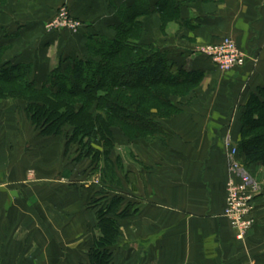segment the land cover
Listing matches in <instances>:
<instances>
[{"label": "crops", "instance_id": "obj_1", "mask_svg": "<svg viewBox=\"0 0 264 264\" xmlns=\"http://www.w3.org/2000/svg\"><path fill=\"white\" fill-rule=\"evenodd\" d=\"M24 1L32 9L14 7L20 15L10 14L11 8L0 10V43L10 52L5 61L29 65L37 86L62 60L81 58L86 51L84 31H44L51 10L66 5L88 30L95 29L91 34L105 36L116 23L115 8L135 2ZM145 1L153 8L158 0ZM181 21L176 41L157 35L144 42L158 45L176 65L201 71L204 89L182 107L180 116L161 123V140L131 143L128 162L121 158L127 185L122 175L120 186L104 185L134 210L118 219L119 238L110 248V264H264L261 167L254 171L259 186L254 224L243 240L236 239L223 217L228 172L223 141L229 132L238 138L236 109L264 84V0L184 2ZM158 22L156 13L145 16L146 33L157 30ZM226 36L237 43L246 63L221 73L194 46ZM5 104H0V264H90L89 253L99 236L90 199L105 196H96L101 189L96 181H84L95 177L90 162L80 170L83 176L73 180L76 163L72 158L64 162L69 153L64 137L40 136L23 113L15 114L14 106ZM30 172L34 181L27 179Z\"/></svg>", "mask_w": 264, "mask_h": 264}, {"label": "trees", "instance_id": "obj_2", "mask_svg": "<svg viewBox=\"0 0 264 264\" xmlns=\"http://www.w3.org/2000/svg\"><path fill=\"white\" fill-rule=\"evenodd\" d=\"M189 1L194 0H158L152 8L145 0H135L132 6L116 7L117 20L111 25L115 36L84 35L86 54L62 60L39 86L30 79L29 65L2 60L7 48L0 43V84L14 86L27 95L0 87V100L23 103L31 126L40 136L64 137L66 151L70 145L75 146V159H88L94 171L101 158L104 167H109L101 169V184H106L107 179L114 182L109 159L113 127L119 124L122 133L127 135L129 131L134 137L145 139L161 133L159 120L182 112L181 104L172 97L188 95L204 78L201 71L176 65L164 50L143 41L145 16L156 13L161 21L183 24L181 10L183 3ZM121 90H141L144 97L127 101ZM122 102L132 104L125 106ZM152 102L172 114L151 116L148 104ZM241 109L237 158L246 169L250 165L264 167V145L259 144V140L264 142V84L249 94ZM258 129L263 130L254 135ZM106 197L90 203L96 216L94 228L99 233L89 253L90 264L111 263L110 248L119 238L118 219L134 213L122 197L114 196L109 201Z\"/></svg>", "mask_w": 264, "mask_h": 264}, {"label": "rangeland", "instance_id": "obj_3", "mask_svg": "<svg viewBox=\"0 0 264 264\" xmlns=\"http://www.w3.org/2000/svg\"><path fill=\"white\" fill-rule=\"evenodd\" d=\"M28 2H30V1H24V0H0V10L1 9H4V8H11L10 9V11L11 12H9L10 14H13V15H20V14H18L17 12H15V11H13V8L14 7H17V8H19V10H23V9H25V8H28L29 10L30 9H32V7L31 6H29V4H27ZM61 10H64L65 12H66V19H63L62 20V22L61 21H57V18H58V15L60 14V11ZM22 12H24V10L22 11ZM39 13V12H38ZM28 14V15H27ZM26 16H28V17H32V13H25V17ZM71 22L72 23V25H75L76 26V30L75 31H72V30H70L69 29V27L67 26V25H65V22ZM158 24H159V27H158V29L156 30V29H154L153 31H150V34H147L146 33V29H145V27H144V24H143V27H144V36H143V41L144 40H148V41H151V40H153L154 38H155V36H157V35H164V36H168L167 37V41H176V35L177 34H179L180 33V29H178L177 28V26H176V24H178L176 21H172V20H165V21H161L160 19H159V22H158ZM61 25H64V26H61ZM43 29H44V31H46L47 33H62V32H64V33H68V34H70V35H76V34H78L80 31H84L85 32V34H88V35H93V34H91V31L93 30H95V29H92V28H90L89 30H88V27L87 26H85V23L83 22V21H81L80 19H78V18H76V17H74L73 15H72V13L69 11V9L67 8V6L66 5H59V6H57L56 8H54L53 10H51V12L50 13H48L47 15H46V18H45V24H44V26H43ZM170 29V32L172 31L174 34H172V32H171V34H170V32L168 31ZM180 30V31H179ZM153 32V33H152ZM169 32V33H168ZM152 33V34H151ZM148 35V36H147ZM107 36H109V37H114L115 36V31L114 30H112L111 31V33L108 35L107 34ZM175 36V37H174ZM223 38H230V37H223ZM223 38H221V39H223ZM220 39V40H221ZM230 39H232V38H230ZM220 40H218V41H216V42H214V43H204V44H197V45H195L194 46V48H196V50H195V52L196 53H198L199 55H201V56H203V57H205L204 55H202V53H200L198 50L199 49H205V48H208V47H210V46H213V45H216ZM233 40V39H232ZM234 41V40H233ZM165 42V41H164ZM235 42V41H234ZM236 43V42H235ZM154 44V43H153ZM237 44V43H236ZM180 45H181V43H180ZM190 45H192V44H190ZM156 47H158V45H155ZM159 48V47H158ZM85 54H86V51H85ZM10 55V52H8V50L6 49L5 51H4V54H3V57H2V60H6V58H7V56H9ZM245 63H246V60H245ZM245 65V64H244ZM243 65V66H244ZM242 66V67H243ZM241 67V68H242ZM240 69V68H239ZM218 70V69H217ZM219 72H221V73H227V72H224V71H220V70H218ZM204 79L200 82V84L192 91V92H190L188 95H187V93H185V94H182L181 95V93L179 94L180 95V97L179 98H177V97H172L173 98V101L174 102H177V101H179V103L181 104V106L182 107H184L185 105H188V102H190V101H192V99H194V98H196L199 94H202V91H203V89H204ZM216 82V81H215ZM0 87L1 88H4L5 90H17L16 88H14V86H4V85H2V84H0ZM160 89H162V91L164 90V91H167V89H165V88H160ZM19 93H21V91H19V90H17ZM124 93H125V95H124ZM23 96L24 95H26V94H24V93H21ZM120 94H122V96L123 97H125L126 98V100L127 101H135V100H137V97H139L140 95L142 96V97H144V92L143 91H141V90H135V91H132V92H128L127 93V91H125V90H121L120 91ZM177 94V93H176ZM178 95V94H177ZM187 95V96H186ZM27 96V95H26ZM26 96H24V97H26ZM249 96V95H248ZM247 96V97H248ZM2 103H6L5 105H3V107H11L9 104H11L12 106H14V110L16 111L15 112V114H24L25 115V117L27 118V120H29L28 119V116H27V114L25 113V111H24V105H23V103H21V102H19V101H12V100H7V99H3V100H0V104H2ZM121 104H124L125 106H130L131 104H128V105H126V103L125 102H122ZM148 106H149V108H151L150 109V113H151V116H157L156 114H159V115H165V116H167V115H170V114H172V112H170L169 110H166V109H161V108H159V107H157L155 104H153V102L152 103H149L148 104ZM1 108V107H0ZM94 110H95V108H93ZM145 109V108H144ZM143 111H146V110H143ZM142 111V112H143ZM169 111V112H168ZM241 111H242V109H241V107L239 108V109H236V114L235 115H239V120H240V114H241ZM264 112V111H263ZM183 112H180L179 114H174V115H171V116H169L168 118H164V119H160L159 121H160V123H163L164 121H169L170 119H172V118H176V117H178V116H180L181 114H182ZM3 114V113H2ZM158 117V116H157ZM162 125V124H161ZM120 128H122L119 124L117 125V127H113V129H112V135H113V148L110 150V153H109V159H110V161H111V164H112V171H113V174H114V182L111 180H109V179H107L105 182H106V184H101V177L100 176H102V167H104V161H102V159L100 158V166H99V168L98 169H96L95 171H94V169H90V172H92V173H94V178L92 179V180H90L87 176H86V179L84 180V181H96L95 182V186L96 185H100L101 186V189L99 190V192L98 193H96V196H97V194H98V196H102V195H107L108 194V196L106 197V201H109L112 197H114L113 196V194H109L107 191H109V188L107 187V188H103L104 187V185H106L107 186V184L109 185V186H114V184H116V185H121L122 183L120 182V177L119 176H121L122 175V179H123V181H125V183H126V185H127V182H128V176H127V173H126V171H125V167H123L122 166V162H121V158L125 161V163H127L128 162V151H129V149H130V146H131V143H135V141H138V140H141V141H153V140H161V139H159V135L162 133H160V132H157V133H155L151 138H149V139H145V138H142V137H139V136H137V137H134V135H133V133H131V132H127V135L126 134H124V133H122L119 129ZM264 129V128H263ZM263 129H258V130H256L255 132H254V135L256 134H259ZM67 130H68V132H71V128L70 127H68L67 128ZM35 131V130H34ZM264 131V130H263ZM239 132H240V124H239V130H238V138L237 139H235V138H233V135H232V133H228L227 134V136L225 137V138H229L230 140H229V142L231 143V147H234V148H236V145H237V142H238V140H239ZM129 137H131V140L130 139H128ZM63 138V137H62ZM224 142V141H223ZM259 144H261V145H264V142H263V140H259ZM75 146H71L70 145V147H69V149L67 150V151H69V153L67 154L68 156L66 157V159H64V162L65 161H69V159H73L72 161H74L76 164H74L73 165V172H74V175H73V180H77L79 177L81 178V176H83V174L82 175H79V172H80V170L81 169H83V167L84 166H88V162L87 161H89L88 159H83V160H81V161H77L75 158L77 157V154H76V152H75ZM100 150V149H99ZM101 151V150H100ZM65 156V155H64ZM237 160H238V162L240 163V165L243 167V169H245L247 172H248V174L250 175V177H251V179H253V181L255 182V184L258 186V184H257V181H256V178H255V173H254V171L256 170V169H258L260 166H258V167H256V166H252V165H250V166H248V168L246 169L245 167H244V163L241 161V160H239L238 158H237ZM228 161H229V157H228ZM85 162V163H84ZM90 167V166H89ZM105 168V167H104ZM126 168H127V166H126ZM105 169H109V167L108 166H106V168ZM260 169V168H259ZM261 169H263L264 170V167L262 168L261 167ZM87 171H89L88 170V168H87ZM84 172H86V171H84ZM119 175V176H118ZM90 176H92V175H90ZM27 179H29L30 181H34L35 180V177H34V175H33V172H30V173H28L27 174ZM32 183V182H31ZM112 183H114V184H112ZM93 184V183H92ZM259 187V186H258ZM96 199H100V198H92V199H90L91 200V202L92 201H95ZM97 205H99V204H97ZM98 207V206H97ZM122 208H123V204H122ZM90 209H92L93 210V208H90ZM89 208H88V210H90ZM95 211V210H94ZM248 233V231L246 232V234ZM246 234L243 236V239H244V237L246 236ZM242 239V240H243Z\"/></svg>", "mask_w": 264, "mask_h": 264}, {"label": "built area", "instance_id": "obj_4", "mask_svg": "<svg viewBox=\"0 0 264 264\" xmlns=\"http://www.w3.org/2000/svg\"><path fill=\"white\" fill-rule=\"evenodd\" d=\"M66 15V12L61 10L57 21L62 22L63 19H66ZM65 25L72 31L76 30V26L69 21L65 22ZM198 51L208 57L218 70L224 72L241 68L246 60L245 55L230 38H223L216 45L205 49L201 48ZM229 140V138H225L223 142L229 157L224 185L223 217L233 230L236 239L242 240L254 224L252 219L253 201L259 192V187L238 162L236 148L231 147Z\"/></svg>", "mask_w": 264, "mask_h": 264}]
</instances>
